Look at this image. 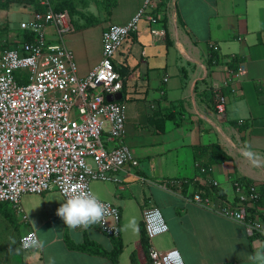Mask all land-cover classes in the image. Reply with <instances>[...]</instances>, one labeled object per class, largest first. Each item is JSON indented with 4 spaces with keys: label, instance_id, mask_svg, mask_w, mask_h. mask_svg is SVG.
Here are the masks:
<instances>
[{
    "label": "crops",
    "instance_id": "0c3cea01",
    "mask_svg": "<svg viewBox=\"0 0 264 264\" xmlns=\"http://www.w3.org/2000/svg\"><path fill=\"white\" fill-rule=\"evenodd\" d=\"M144 2L72 0V12L64 9L70 31L72 22H79L78 30L69 32L68 46L82 77L100 59L102 30L126 23L144 8L136 31L113 57L123 76V142L138 164H126L116 180L94 186L98 198L119 208V236L109 237L96 225L68 228L56 211L64 202L57 190L23 193L22 210H10V226L19 237L34 230L38 244L22 250L19 237L18 246L0 243V257H13L12 264H131L133 253L137 264H149L140 242L143 211L149 208L167 226L151 245L176 249L184 264H249L248 254L264 247V233L249 234L242 222L191 199L195 191H213L233 200V180L254 183L260 191L254 213L264 230V163L252 166L241 155L248 144L264 161V0H154L146 7ZM34 8L15 1L0 8V21L9 20L15 40L23 36L19 22L30 19ZM84 18L97 21V28ZM45 34L54 38V28L47 25ZM240 63L245 73L225 83ZM217 85L226 97L223 114L214 109ZM212 144L225 155L219 162L209 161ZM199 165L211 169L201 172ZM208 179L219 185L212 187ZM95 246L107 252L120 247L116 262L93 252ZM14 247L21 258L14 257Z\"/></svg>",
    "mask_w": 264,
    "mask_h": 264
},
{
    "label": "built area",
    "instance_id": "2783aa9c",
    "mask_svg": "<svg viewBox=\"0 0 264 264\" xmlns=\"http://www.w3.org/2000/svg\"><path fill=\"white\" fill-rule=\"evenodd\" d=\"M43 10L32 11L19 28L32 32V39H19L0 45V202L21 211L23 193L57 190L64 199L76 190L89 191L93 180H116L115 173L137 158L123 142L125 111L122 101L108 97L122 89L123 76L114 67L113 57L123 39L136 31L140 9L124 24L109 23L101 32V55L88 73L79 77L73 52L63 36L71 25L65 10H54L53 0H38ZM154 0H145L144 6ZM54 28V38L45 27ZM216 49V45H212ZM245 73L239 64L225 83ZM214 109L225 111L226 97L213 86ZM201 172L211 168L199 165ZM212 187L219 185L208 179ZM234 199L213 191H195L191 199L222 215L242 222L249 234L264 233L255 214L260 191L256 184L232 181ZM100 199V198H99ZM106 207L103 221L96 226L109 237L120 232L119 208L100 199ZM25 217V216H23ZM148 237L150 264H184L176 249L160 250L151 238L167 230L155 209L143 211ZM38 237L30 229L19 237L22 250H31Z\"/></svg>",
    "mask_w": 264,
    "mask_h": 264
},
{
    "label": "clouds",
    "instance_id": "9594fccd",
    "mask_svg": "<svg viewBox=\"0 0 264 264\" xmlns=\"http://www.w3.org/2000/svg\"><path fill=\"white\" fill-rule=\"evenodd\" d=\"M241 155L252 166L264 163L259 155L252 150L251 145L245 144L241 149ZM56 211L67 227L73 230L77 228L88 230L92 226L101 223L106 215L105 204L98 196L89 191H84L81 194L80 190L69 194ZM247 259L249 264H264V247L257 248L254 252L249 253Z\"/></svg>",
    "mask_w": 264,
    "mask_h": 264
},
{
    "label": "trees",
    "instance_id": "16d2710c",
    "mask_svg": "<svg viewBox=\"0 0 264 264\" xmlns=\"http://www.w3.org/2000/svg\"><path fill=\"white\" fill-rule=\"evenodd\" d=\"M0 1H1V5L0 6H3L5 8L8 7L11 2L15 1V2H18V3H22L23 2V3L32 4L33 6H35L34 10H43L44 9V7L42 5H40L38 0H0ZM52 4H53L52 6H53L54 10L58 11V10H64L66 8L69 12H72V10H70L71 9L70 6H72V3H71L70 0H53ZM5 27L9 30V27H8L7 23L5 24ZM20 33L23 34V36H22L23 39H32V32L31 31L22 30V31H20ZM0 34L2 36H4V37L1 36L2 38H4V40L2 41V42H4L3 45H6L7 44V41H6L7 31H2V32H0ZM1 37H0V39H1ZM22 38H19V39L21 40ZM211 150H212V154L209 157V161L210 162H219L221 159L225 158V155L221 154L219 148L215 144L211 145ZM140 242H141V245H142L143 249L147 252L148 251V247H149V241H148L147 234L145 232L144 224L140 225ZM120 249H121L120 247H117L116 249H114V250H112L110 252H107V251H104V250L98 248L97 246H95L93 252L105 254L113 262H116V257L118 255V252H119ZM131 264H137L136 261H135L134 253L131 254ZM149 264H150V262H149Z\"/></svg>",
    "mask_w": 264,
    "mask_h": 264
},
{
    "label": "rangeland",
    "instance_id": "374dc122",
    "mask_svg": "<svg viewBox=\"0 0 264 264\" xmlns=\"http://www.w3.org/2000/svg\"><path fill=\"white\" fill-rule=\"evenodd\" d=\"M0 5H1V1H0ZM0 8L1 9H5V7H3V6H0ZM84 20L86 22H88L86 20V18H84ZM6 23L9 25V23H10L9 20H7ZM6 23H5V20H1L0 21V32L7 31V33H9L7 36H9V37H6V41L7 42H12L13 40H15L14 38H16V37L10 36L12 33L10 34V30H8L5 27V24ZM77 23H79L78 20L77 21L74 20L72 22V31L75 29V27H76V29L80 27L79 25H77ZM88 23H90V22H88ZM97 24H98L97 21L90 23L91 28L92 29H96L97 28ZM72 31H69V32L71 33ZM69 32L65 33L64 36H63L65 45L68 48H70L68 46L69 45L68 44L69 43V40H68L69 38L68 37H69V34H70ZM119 60L120 59H117L116 60L118 64H120V61ZM96 181H99V180H93V181L90 182V188H91V190H92L93 193H95V191H94L95 184H98V182H96ZM10 210L11 211L13 210L12 209V205L10 203H8V204L6 202L0 203V243H1V245H2V242L3 243L14 242V245H17V242H18L19 235L18 234L17 235L16 234H13V231L11 229L12 227L10 226L12 224L11 223V211ZM11 233L13 234V236H12ZM13 252H14V257H16V259L18 257L21 258V256H22L21 254L22 253L21 254L17 253L15 247H14V250L12 251V253ZM0 255H2V251H0ZM13 259L14 258L13 257H10V256H5V257L3 256V258L0 257V264H12L11 262L13 261Z\"/></svg>",
    "mask_w": 264,
    "mask_h": 264
},
{
    "label": "water",
    "instance_id": "95a60500",
    "mask_svg": "<svg viewBox=\"0 0 264 264\" xmlns=\"http://www.w3.org/2000/svg\"><path fill=\"white\" fill-rule=\"evenodd\" d=\"M108 98L111 100H113V99L119 100L121 98V93L117 92L116 94L110 95Z\"/></svg>",
    "mask_w": 264,
    "mask_h": 264
}]
</instances>
